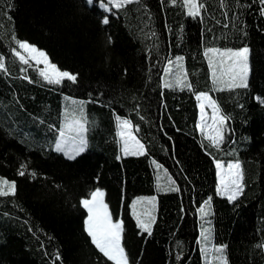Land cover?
I'll return each mask as SVG.
<instances>
[{
	"label": "trees",
	"instance_id": "obj_1",
	"mask_svg": "<svg viewBox=\"0 0 264 264\" xmlns=\"http://www.w3.org/2000/svg\"><path fill=\"white\" fill-rule=\"evenodd\" d=\"M199 3L204 8L191 16L180 0H133L110 13L97 1L0 0V175L15 182L14 195L0 196V264H113L85 231L80 201L96 188L123 222L130 264H209L200 246L205 230L211 245L225 244L227 264H264V4ZM13 34L77 74L76 82L44 81L12 53ZM243 46L250 47L248 88L216 90L206 49ZM177 57L191 89L164 87ZM199 92L229 117L219 149L197 128ZM70 101L87 127V148L75 159L52 148ZM118 117L131 120L145 155L123 154ZM216 160L242 164L236 202L216 192ZM172 187L179 190H164ZM147 195L156 196L151 235L130 209Z\"/></svg>",
	"mask_w": 264,
	"mask_h": 264
},
{
	"label": "snow or ice",
	"instance_id": "obj_2",
	"mask_svg": "<svg viewBox=\"0 0 264 264\" xmlns=\"http://www.w3.org/2000/svg\"><path fill=\"white\" fill-rule=\"evenodd\" d=\"M92 0H89L91 3ZM133 0H101L100 6L108 12L112 11V8H123L125 4L131 3ZM173 4L177 0H171ZM261 4H264V0H259ZM182 6L187 7L188 14L196 16L200 13V10L204 8V4L199 3V0H180ZM221 6L226 7L225 0H220ZM111 5L112 7H109ZM264 14V9L261 10ZM227 16V12L224 13ZM108 17L105 16L101 23L108 24ZM227 27V25H225ZM12 40L15 42L17 47L12 48V53L18 60L24 64L31 66L34 62L36 66L43 64L42 68L36 67L34 70L38 72V75L42 77L48 84L59 85L62 82L75 83L77 80V74L69 73L68 71L60 70L56 64L51 63L47 53L43 50L38 49L36 46L28 43L27 41H21L12 35ZM109 42L111 38L109 37ZM19 49V50H18ZM249 48L243 47L237 50L233 49H206L205 55L208 57V64L211 70L212 83L216 90L219 91H232L234 89H246L248 88V75H249ZM182 57L176 58V63L181 69L173 82L165 83L164 87L180 86L188 87L191 89L190 82L187 81V73L182 71L183 65L181 61ZM171 64L172 62L169 61ZM0 70H6V64L4 57L0 56ZM27 69H22L26 71ZM170 71V69H165ZM28 79V77H25ZM198 101H206L207 105L203 102L200 103V123L198 127L200 132L210 142L211 146L219 149L221 144L225 140L224 129L226 122L229 117L221 114V110L217 102L211 98L207 92H199L196 94ZM260 103L264 104V98H258ZM211 108V123L205 118V108ZM118 127L120 128L119 135L123 139V154L124 155H145V146L140 143L139 140L132 136L130 128V121L126 119L117 118ZM71 127V125H70ZM85 129L83 125H79V132H83ZM138 130V129H137ZM63 135V133H61ZM86 148V140L81 136L78 143H74L70 149L72 155L65 152V155L69 156V159H75L76 156L83 153ZM57 151H64L62 144H57ZM119 159V157H118ZM216 174L218 183L216 192L220 196H226L229 202H236L238 198L243 194L244 191V173L242 164L237 160L235 162L229 161L227 163L216 160ZM25 165H21V171L19 175H25L23 168ZM161 166L157 164V168ZM166 171V170H165ZM35 176V173H32ZM159 176H157L158 188ZM170 179V178H169ZM174 184V181L172 182ZM164 190L178 191V188L172 187L170 189L165 188ZM9 194H15V182H9L0 178V196H7ZM105 193L96 188L94 191L89 193V198H81V205L87 211V217L84 221L85 231L89 236L91 243L98 249L108 261H112L113 264H130L127 253L122 245V234L124 231L123 222L121 220L114 221L112 214L109 211L108 205L104 201ZM156 197L151 198H137L132 201L130 205L131 214L136 218L137 226L148 235H151L152 224L155 222V216L153 215L152 209L155 206ZM143 203L142 211L137 213V205ZM211 197L205 204L201 206V212L204 215L208 213L204 210L205 206L210 207ZM151 205L152 207H149ZM205 230L201 233L205 240L208 239ZM264 246V245H261ZM226 246H220L215 251L223 253ZM216 259L223 261V264H227V260L222 255L216 257Z\"/></svg>",
	"mask_w": 264,
	"mask_h": 264
},
{
	"label": "rangeland",
	"instance_id": "obj_3",
	"mask_svg": "<svg viewBox=\"0 0 264 264\" xmlns=\"http://www.w3.org/2000/svg\"><path fill=\"white\" fill-rule=\"evenodd\" d=\"M99 2V5L101 3V0H98ZM105 2H107V0H105ZM101 7V6H100ZM109 7H112L111 5H109ZM114 8V7H113ZM112 8V9H113ZM116 9V8H115ZM186 10L188 12V9L186 7ZM108 12V11H106ZM35 46V45H34ZM37 47V46H36ZM243 47H248L249 50H250V47L249 46H243ZM241 47V48H243ZM38 48V47H37ZM212 48H216V49H220V50H224V49H233V50H237V49H240V48H231V47H212ZM40 49V48H38ZM40 50H43V49H40ZM44 51V50H43ZM46 52V51H44ZM48 56V54H47ZM49 58V56H48ZM50 60V58H49ZM51 63H54L50 60ZM55 64V63H54ZM33 68H36V67H39V68H42L43 67V64L39 65V66H36L35 63L33 62L32 65H31ZM60 69V68H59ZM168 69H170V71H167V74H166V77H168L169 74H171V76L174 78L175 80V76L176 74L181 71V69L178 67L177 63L175 62L173 65H168ZM61 70V69H60ZM63 71V70H62ZM182 71H184L182 69ZM249 73H250V51H249ZM249 77V75H248ZM209 95L211 96L212 99L213 96L209 93ZM215 100V99H214ZM216 101V100H215ZM203 102L207 105V102L206 101H198V107L200 105V103ZM217 102V101H216ZM67 102H65V107H64V111H66L67 113H65L63 116H62V120H61V124H62V128L61 130L59 131V133L57 134L54 142L52 143V148L57 150V144H62L64 146V151H59V152H62L65 154V152H68L69 155H72L70 149L73 147V144L74 143H78L80 137L82 136L84 138V140H86L85 138V134H86V118L83 116V115H80V114H72L73 113V110H72V102L70 101L67 105H66ZM218 104V103H217ZM221 110V108H220ZM70 112V113H68ZM221 114L222 113V110H221ZM205 118L208 119V122L211 123V120H210V117H211V108L207 107L205 108ZM224 115V114H223ZM200 116H201V113H200V107H199V116H198V124L200 123ZM120 119H124V118H120ZM131 124V123H130ZM71 125V127H70ZM79 125H83V128L85 129L83 132H79L78 129H79ZM199 129V127H198ZM132 124H131V128H130V131H131V134L132 136L135 137V135H133V132H132ZM120 131V128L118 127V132ZM199 132H200V129H199ZM61 133H63V135H61ZM200 134L202 135V137L207 140L205 138V136L200 132ZM136 139V137H135ZM120 140L122 142V146H123V139L121 138L120 136ZM208 141V140H207ZM209 142V141H208ZM141 143V142H140ZM210 143V142H209ZM142 144V143H141ZM222 145V144H221ZM221 147V146H220ZM86 148H87V141H86ZM85 148V149H86ZM67 157H69L68 155H66ZM220 161H223V160H220ZM225 163L229 162V161H223ZM232 162H235L234 160ZM0 178H3L4 180H7L9 181V179L3 177L0 175ZM218 180V178H217ZM9 182H13V181H9ZM101 189L104 193V189L102 188H99ZM95 190V189H94ZM93 190V191H94ZM151 197H156L155 195H147V196H140V197H137V198H151ZM89 198V197H87ZM135 198V200L137 199ZM104 201L105 203L107 204L106 200H105V196H104ZM143 201L137 205V213H140L142 211V207H143ZM155 204H156V200H155ZM108 205V204H107ZM149 207H152L151 205H149ZM155 207V206H154ZM109 208V206H108ZM110 211V209H109ZM152 212H153V215L155 216V209L153 208L152 209ZM113 218V217H112ZM114 221H116L114 218H113ZM122 245H123V240H122ZM200 246H201V251H202V254H203V257L206 258L207 260H209V264L212 262V260L216 257H219V256H225V253H218V252H214L216 248H219L220 246H225V244H213L211 245V243L209 242V238L207 240H205L203 238L202 242L200 243ZM124 247V246H123ZM125 249V248H124ZM211 250V251H210ZM225 250V249H224ZM126 251V250H125ZM208 253L210 254V256L208 255ZM218 264H223V261L221 260H218Z\"/></svg>",
	"mask_w": 264,
	"mask_h": 264
}]
</instances>
